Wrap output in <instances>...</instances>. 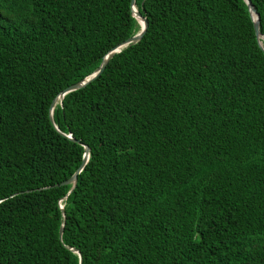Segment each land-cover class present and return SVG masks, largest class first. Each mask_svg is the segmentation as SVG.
Masks as SVG:
<instances>
[{"label":"trees","instance_id":"obj_1","mask_svg":"<svg viewBox=\"0 0 264 264\" xmlns=\"http://www.w3.org/2000/svg\"><path fill=\"white\" fill-rule=\"evenodd\" d=\"M134 5L147 34L52 124L57 95L139 31L130 0H0V264H264V41L247 5Z\"/></svg>","mask_w":264,"mask_h":264},{"label":"water","instance_id":"obj_2","mask_svg":"<svg viewBox=\"0 0 264 264\" xmlns=\"http://www.w3.org/2000/svg\"><path fill=\"white\" fill-rule=\"evenodd\" d=\"M245 4L247 5L248 11L250 13L251 19L253 21V28H254V33L255 36L258 40V45L260 46V48H262V44L259 38H262V40L264 41V36H262L259 32V19H258V15L256 13V10L253 8L250 0H244ZM130 5H131V14L132 16L137 20L138 24H139V31L133 35L132 37L126 39L124 42H122L121 44H119L118 46H116L115 48H113L112 50H110L108 53H106L102 60L100 65L98 66V68L95 70V72L88 76L87 78H85L84 80H82L81 82H78L74 85H71L69 87H67L66 89H64L63 91H61L57 97L52 101L50 107H49V120L50 122L53 124V120H52V111H53V107L56 104V102L58 100H61L63 98V96L69 92H73L76 91L80 88H83L84 86H86L88 83V81L90 80L91 77H97L98 75L101 74V72L104 70L105 65L107 64V62L109 61V59L116 53H119L123 48V45H127L130 46L132 44H135L136 42H138L141 38L137 35L138 33L141 32V29L144 27V24L141 23V18H143V21L145 22V24L147 25V21L144 17H142L136 10L135 5H134V0H130ZM140 19V22L138 21ZM62 136L67 137L68 139H70L73 142L79 143L78 140L73 139L70 135H65L62 133ZM84 148V154H83V159L82 162L79 166V168L75 171V173L66 181L62 182L59 185H71V188L68 192V194L73 190V188L76 186V182H77V174H79V172L82 170L83 166L85 165L87 159H88V148L86 146H83ZM57 186V185H55ZM27 192V191H26ZM67 194V195H68ZM66 197H64L63 199H65ZM61 210H62V206H60ZM62 234V228L59 231V237ZM79 258H80V254L77 252Z\"/></svg>","mask_w":264,"mask_h":264},{"label":"snow or ice","instance_id":"obj_3","mask_svg":"<svg viewBox=\"0 0 264 264\" xmlns=\"http://www.w3.org/2000/svg\"><path fill=\"white\" fill-rule=\"evenodd\" d=\"M141 23L144 24V27L141 29V32L138 33L137 35L142 39L143 35L147 34V25L143 21V18H141ZM123 47H127V45H123ZM96 79V77H91L90 80L87 83H91L92 80ZM129 150V149H125ZM131 151H135V149H130ZM0 203H3V201H0Z\"/></svg>","mask_w":264,"mask_h":264},{"label":"bare ground","instance_id":"obj_4","mask_svg":"<svg viewBox=\"0 0 264 264\" xmlns=\"http://www.w3.org/2000/svg\"><path fill=\"white\" fill-rule=\"evenodd\" d=\"M138 21L140 22V19ZM259 39H260V41H262V38H259Z\"/></svg>","mask_w":264,"mask_h":264}]
</instances>
